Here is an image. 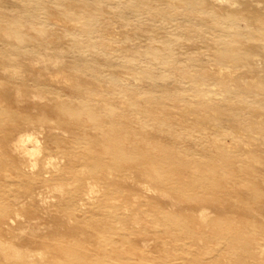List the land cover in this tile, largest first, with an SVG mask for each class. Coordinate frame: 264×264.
<instances>
[{
	"label": "bare ground",
	"instance_id": "6f19581e",
	"mask_svg": "<svg viewBox=\"0 0 264 264\" xmlns=\"http://www.w3.org/2000/svg\"><path fill=\"white\" fill-rule=\"evenodd\" d=\"M216 1L218 5H213L209 0H132V5L137 9L152 8L155 3L163 5L165 14L168 19L172 17V21L181 10L187 12L192 8L193 11H204V15L219 16L231 26L235 22L242 24L261 39V47H258L261 54H258L259 49L251 50L252 46L245 45L233 51L231 57L223 56L220 51L214 62L219 72L217 74L212 70L209 72L210 66L206 62L199 66L201 71H196V65L189 62L186 70H181L177 76L196 86L192 89V99L185 95L173 94L158 98L156 104L151 105L153 99L140 98L139 94L124 82L125 78L118 77L115 79L117 87L125 98L131 99L132 110H125L122 106L118 113L113 115L114 120L107 121L111 118L109 114L102 115V118L95 116L91 118V125L88 121L86 127L84 120H80L79 112H91L88 108L80 107L78 111L79 108L72 103H60L58 99L55 101L50 98L46 100L38 94L39 92H27L20 88H16L10 99L6 100V90L0 86V119L4 123L0 124V173L21 178L25 175L31 177L29 181L18 182L22 194L13 196L12 200L8 195L11 191L4 190L10 181L0 183L1 264L35 263V257L29 250L21 251L14 244V239L20 232L9 233L13 231L12 225L19 222V217L33 215V209L26 207L30 202L34 206L36 190L41 187L50 191L57 200L62 223H72L76 228L84 227L83 235L87 239L76 237V228L55 231L56 242L43 247V250L50 254V260L41 259L38 264H146L151 262L150 255L162 253L165 249L167 253L172 251L163 244H157L155 227H144L150 223V217L158 222L166 220V224L176 233V239H179L191 236L195 227L208 228L209 220L213 216H219L217 213L220 206L226 207L222 211L224 216L220 217L237 218L236 223L239 225V229L233 231V227L227 226L226 223L217 222L232 232L217 231L207 239L226 244L227 248L221 256L216 253L209 262L197 258L190 260L189 253L184 250L183 258L174 259L173 255L165 253L163 258L171 261L169 264H181L179 260L189 264H243L242 259L232 257L230 252L237 251L250 260L262 255L257 250L261 235L257 232L264 228V222L260 221L261 217H264V211L249 205L248 210L245 204H241L242 210H239L235 202L239 194L244 192L264 194V145L261 148L255 145L256 142L244 143L247 147L233 153L228 144L216 138L217 133L223 138L230 137V130L224 126L217 127L216 124L210 129L207 124H225L230 117L236 120L242 118L244 122L234 126L240 132L246 133V136L251 135L253 129L256 133H264V109H261L260 116L258 110L244 108L240 102L234 105L231 102L233 97L226 95L216 102L201 97L200 92L205 90L206 86L215 85L219 92L230 91L239 98L247 94L244 93V87L252 81L264 82V0ZM87 12L93 17L95 11ZM21 25L24 26L20 20L0 15V34L9 32L13 42L24 40L38 44L43 40L54 39L46 28L36 30L38 34L27 32L26 36H22ZM82 28L90 34L94 31L93 23ZM98 38L100 41H107L103 35ZM76 43L78 42H74ZM94 44L99 45L95 42ZM14 46L21 48L20 44H12L11 49L22 57V53ZM98 47H103L101 42ZM101 53L104 56L110 55V52ZM243 54L253 57L248 59L240 56ZM250 62L254 66L252 76L255 77L239 73L235 75L231 71L237 64L240 67H249ZM18 63L15 61L11 66L17 67ZM26 63L32 73H62V62L56 58L39 55L33 60H26ZM227 66L230 70L224 72ZM85 73L94 78L101 72L96 67H91ZM113 73L116 76L120 74ZM21 75V72L16 71L12 76L14 80H20ZM85 77L88 78L86 74ZM40 100L47 102L40 110L41 117H50L51 120L56 118L62 131L67 134L80 132L83 148L80 154L68 149L69 141L64 140L67 134L63 137L64 143L57 147L63 156L70 158L73 165L70 163L58 166L49 161L46 162V167H39L38 160L42 149L39 147V138L33 132L22 130L18 132L15 140L6 141L13 128L35 127L37 123L33 111L38 108L37 101ZM174 110L178 112L172 113ZM51 131H54V128ZM193 135H199L198 138L205 143V148L217 153L218 158H203V163L182 156L186 155L184 152L187 146L180 144V140H194L190 137ZM166 136L174 139L168 140ZM85 149L86 152L83 153ZM19 162H26L31 171L26 173ZM49 172L51 178L45 179L43 174ZM62 175H66V178L63 179ZM121 197L127 201L122 203ZM27 198L31 201L28 202ZM81 201L82 206L89 205L88 210L80 209L78 203ZM111 201H119L121 204L109 207ZM212 207H217L216 212L212 211ZM217 220L219 221V217ZM112 221L116 226H113ZM118 224L129 226L128 234L121 232L122 228L117 226ZM262 231L264 232V229ZM43 250H40L39 256L46 254Z\"/></svg>",
	"mask_w": 264,
	"mask_h": 264
},
{
	"label": "rangeland",
	"instance_id": "374dc122",
	"mask_svg": "<svg viewBox=\"0 0 264 264\" xmlns=\"http://www.w3.org/2000/svg\"><path fill=\"white\" fill-rule=\"evenodd\" d=\"M209 1L213 5H218L216 0ZM164 8L163 5L155 3L152 8L137 9L132 5V0H0V15L12 20H20L24 25H21L20 28L22 36H26L27 32L38 34L36 30L46 28L47 32L54 37L51 41L47 39L36 44L28 43L24 40L13 42L9 32L0 34V86L6 90V100L10 99L16 88H20L27 92H39L38 94L46 100L50 98L55 101L58 99L60 103H72L79 108L78 111L80 107L88 108L91 112H79L80 120H84L87 127V122L90 121L91 125V118L95 116L102 118V115L109 114L111 118L107 119V121H111L114 120L113 115L117 114L122 106L125 110L129 108L132 110L131 99L129 97L125 98L117 87L115 79L118 77L125 78L124 82L129 84L132 90L139 94L140 98L153 99L151 105H155L158 98H166L167 95L173 94L185 95L187 98L192 99V89H195L196 86L177 76L181 70H186V65L189 62L196 65V71H201L199 66L206 62L210 66L209 72L212 70L217 74L219 72H217L214 62L219 57L218 53L220 51L223 56L231 57L233 51L239 49L242 45L246 47L252 46L251 50L261 47L262 41L258 35L252 31L250 32V29L242 24L235 22L231 26L227 20L219 16L208 17L206 14L204 15V11H193L192 8L187 12L181 10V13L177 14L175 20L172 21V17L168 19ZM88 10L95 11L93 17L89 16ZM92 23L94 26L92 34L87 30H83V26H90ZM100 35H103L107 41H100L98 38ZM74 42L78 43L74 44ZM94 42L99 45L101 42L103 47L99 49V45L95 46ZM15 43L20 44L21 48L18 46H14V48L19 49L18 52L22 53V57L11 49L12 44ZM106 44L112 50L108 49L109 47ZM251 50H247V52H251ZM101 51L110 52V55L104 56ZM258 54H261L260 49ZM39 55L59 59L64 66L60 68L62 73L52 72L50 74L49 71L32 73L26 60H33ZM249 55L243 54L240 56L248 59L253 57H249ZM15 61L21 64L18 63L17 67L13 68L11 65ZM248 65L249 67H240L237 64L232 67L231 71L235 75L239 73L248 77L252 76L255 71L254 66H252L251 62ZM91 67L99 69L100 75L94 78L88 77L89 74L85 72ZM229 70L227 66L224 72ZM16 71L22 73L20 80L13 79V72ZM113 72L117 74L119 72L120 76H116ZM192 72L195 73L194 70ZM85 74L88 78L85 77ZM86 80H88L87 83ZM204 88L205 90L200 92L203 98L207 97L218 102L227 95L231 98L233 97L231 102L234 105L240 102V104L244 105V108H254L262 116L261 109H264V82L258 81V83H254L252 81L248 86L244 87V93L247 94H243L239 98L232 95L230 91L219 92L218 87L215 85H209ZM67 90H71L74 93H69ZM37 102H39V106L33 111L36 118L35 123H37L35 127L13 128L11 135L6 141L15 140L18 132L22 130L33 132L39 138V147L42 149L38 160L39 167H46L45 164L49 161L55 162L58 166L70 165V163L73 165L70 158L63 156L57 147L62 145L64 140H67L69 141L68 149L80 154L83 149L80 141V132L67 134L62 131L60 122L56 118L51 120L50 117H47V119L41 117L40 110L47 105V102L44 100ZM121 103L124 105H121ZM174 112L178 111H172V113ZM254 121L256 122L257 120ZM8 122L11 123L10 120ZM243 122L242 118L236 120L230 117L225 124L210 122L207 126L210 128L216 124L215 126L217 127L221 128L224 126L230 130V137L223 138L217 133L216 138L218 141L228 144L232 148L231 151L233 153L247 147L244 143L254 144L256 142L255 145L262 148V145H264L262 144L264 142V133H256L255 129H253V133L246 136V133L243 134L234 127L236 123ZM0 124H4L1 119ZM53 128L54 131H51ZM176 128L179 129L178 127ZM66 134L67 136L64 137ZM190 137L194 140H185V142L182 139L180 140V144L187 146L184 152L186 155L183 154L182 156L186 159L198 160V162H203V158H218L217 153L205 148V143L198 138L200 137L199 135ZM166 138L168 140L174 139L170 136H166ZM29 146L31 145L29 144ZM85 152L86 149L83 153ZM19 165L24 168L26 173L31 171L26 162H19ZM7 174L0 173V183H8L10 181L4 190L11 191L8 195L10 200H12L13 196L18 197L20 196L19 194H22L20 193L22 191H20L21 188L18 186V182L29 181L31 177L25 175L21 178L20 176ZM43 177L49 179L51 178V173H44ZM62 178L65 179L66 175H62ZM36 192L34 206L30 202L31 199L27 198L30 203L26 208L33 209L31 211L33 215L31 217H19V222L12 225L13 231L8 232L9 234L20 232L19 236L14 239V244L21 251L29 250L34 255V260L36 261L33 264H38L42 261L41 259L50 260V254L46 253L43 247L57 239L55 231H62V229L69 231L76 228L72 223H67L66 225L62 223L61 215L57 209V200L50 191L41 187ZM121 195L125 194L121 193ZM121 200L122 203L127 201L123 197H121ZM82 203V201L78 203L80 209L88 210L89 205L84 204L82 206ZM91 203H93L92 200ZM118 204L121 203L119 201H111L108 206L113 207ZM235 204L239 207V210H242L240 205L245 204L248 210L249 206H251L254 208L258 207L261 211H264V194L244 192L239 194ZM212 208H214L212 211L216 212L215 209L217 207ZM225 209L226 207H219V212L217 213L219 216H213L209 220L208 228L197 229L195 227L191 236H183L179 239H176V233L166 224V220L158 222L153 217H150L148 219L150 223L144 225V227H155L157 230L155 236L157 244H163L172 251L167 253L165 249L162 253L152 254L149 256L151 262L146 264H169L171 261L163 258L164 253L171 254L174 259H178L183 258L184 250L189 253L188 258L190 260L197 258L209 262L216 253L221 256L222 252L227 248L226 244L207 239L217 231L232 232V230L237 231L239 229V225L236 223L238 221L237 218L220 217V215L224 216L222 211ZM218 217L219 221L217 220ZM260 221L264 222V217H261ZM112 222L113 226H116L114 221ZM217 222L226 223L227 226L233 228H231L232 230L223 228ZM117 226L122 228L121 232L128 234L129 226H120L119 224ZM83 228L77 227L75 229L77 232L76 237L87 239L83 235ZM262 230L257 232V234H261L257 249L259 254H262L261 256L255 260H250L245 255L238 254L237 251H231L230 255L239 257L240 260L242 259L243 264H258L259 261V264H264V232ZM193 238L194 240H192ZM40 250H43L46 254L39 256ZM1 262L2 259H0V264ZM179 262L181 264H189L187 261L179 260Z\"/></svg>",
	"mask_w": 264,
	"mask_h": 264
}]
</instances>
